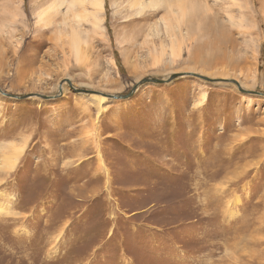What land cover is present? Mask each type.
Returning <instances> with one entry per match:
<instances>
[{"label": "rangeland", "instance_id": "obj_1", "mask_svg": "<svg viewBox=\"0 0 264 264\" xmlns=\"http://www.w3.org/2000/svg\"><path fill=\"white\" fill-rule=\"evenodd\" d=\"M131 1L0 0V264H264V0Z\"/></svg>", "mask_w": 264, "mask_h": 264}, {"label": "bare ground", "instance_id": "obj_2", "mask_svg": "<svg viewBox=\"0 0 264 264\" xmlns=\"http://www.w3.org/2000/svg\"><path fill=\"white\" fill-rule=\"evenodd\" d=\"M84 3H85L84 4L85 12L88 15H90L91 17H93L94 20H100L101 18L99 17V15L104 10V0H85ZM134 4H135V0L130 2V5H134ZM52 7H54V4L48 9L51 10ZM43 14H44L43 11L38 13V15H37L38 21H40L39 19H44V15ZM46 15H47V13H46ZM96 22L99 24V21H96ZM93 24H94V22H93ZM97 29H99V28L97 27ZM144 84L145 83H143L141 85H144ZM236 84H238V86L240 87L239 83L236 82ZM141 85H139V86H141ZM61 87H62V84H61ZM59 90L61 91L60 88H59ZM100 97H102L101 98L102 101L105 100L104 96H100Z\"/></svg>", "mask_w": 264, "mask_h": 264}, {"label": "water", "instance_id": "obj_3", "mask_svg": "<svg viewBox=\"0 0 264 264\" xmlns=\"http://www.w3.org/2000/svg\"><path fill=\"white\" fill-rule=\"evenodd\" d=\"M182 74L184 75L185 73H181V74H172L171 77H177V76L182 75ZM147 80H149V79L143 80L144 82L142 81V82H140L139 84H137V86L134 87V89L132 90L131 93H133V92L137 89V87H139V85L145 83V81H147ZM61 84H63V83H61ZM61 84H60V86H59L60 89L62 88V87H61ZM251 92H252V91H251ZM131 93H130V94H131ZM130 94H128V95L125 96V97H129ZM112 97H113V96H112ZM114 97L116 98V97H120V96H114Z\"/></svg>", "mask_w": 264, "mask_h": 264}]
</instances>
